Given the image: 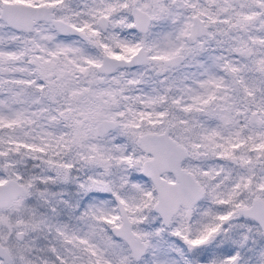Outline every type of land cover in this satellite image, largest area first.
Masks as SVG:
<instances>
[{
    "label": "snow or ice",
    "instance_id": "obj_1",
    "mask_svg": "<svg viewBox=\"0 0 264 264\" xmlns=\"http://www.w3.org/2000/svg\"><path fill=\"white\" fill-rule=\"evenodd\" d=\"M0 264H264V0H0Z\"/></svg>",
    "mask_w": 264,
    "mask_h": 264
}]
</instances>
